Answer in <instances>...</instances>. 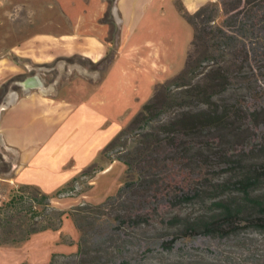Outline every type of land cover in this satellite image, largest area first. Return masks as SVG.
<instances>
[{
    "label": "trees",
    "instance_id": "1",
    "mask_svg": "<svg viewBox=\"0 0 264 264\" xmlns=\"http://www.w3.org/2000/svg\"><path fill=\"white\" fill-rule=\"evenodd\" d=\"M220 3L222 26L212 24L215 6L183 15L194 30L193 48L204 49L202 70L197 71L200 59L189 56L185 69L171 82L178 92L171 95L169 86L158 85L129 126L107 146H115L141 127L131 148L117 158L127 169L124 185L102 204L79 209L81 219L98 230L94 241L80 238L74 264H264V243L241 257L209 248L204 251L213 257L209 261L196 256L193 247L178 246L181 240L204 237L237 240L233 246L250 248L257 242L253 233L264 235V161L255 158L259 150L254 148L250 154L245 150L236 153L229 140L235 123L255 117L250 102L264 95L259 87L264 83V0ZM103 20L111 24L110 40L114 42L110 11ZM111 57L107 53L94 65L101 66ZM21 79L16 76L1 85L0 105L10 83ZM173 99L186 100L190 108L154 125L160 112L175 106ZM217 164L225 167V178L215 170ZM10 170L0 152V173ZM87 173L88 169L81 175ZM25 207L30 220L50 211L58 225L51 220L47 224L26 222L24 229L7 230L18 217L9 216V211ZM64 216L81 227L78 215L55 210L46 193L20 184L0 203V245L18 244L34 233L56 230ZM108 223L110 227L102 233L100 228Z\"/></svg>",
    "mask_w": 264,
    "mask_h": 264
},
{
    "label": "crops",
    "instance_id": "2",
    "mask_svg": "<svg viewBox=\"0 0 264 264\" xmlns=\"http://www.w3.org/2000/svg\"><path fill=\"white\" fill-rule=\"evenodd\" d=\"M184 1L191 5L195 0ZM165 7V0H113L111 5L109 0H51L33 17L32 32L26 34L23 28L17 32L18 41L0 55V87L22 76L17 83L21 94L9 89L0 106V147L15 154L6 174L11 181L48 194L93 163L115 131L108 122L120 120L131 109L129 104L148 96L149 87L141 86L139 78L149 74V65L157 69L165 53ZM108 11L115 26L114 42L110 40L112 26L103 20ZM150 39L155 47L143 55L142 42ZM107 53L112 57L104 77L82 67L87 80H99L97 93L79 103L67 95L59 97L56 81L49 86L43 82L23 86L28 81L25 73L35 66L71 73L79 66L67 68L69 59L80 57L97 64ZM125 87L126 97L121 93ZM123 103L128 105L126 111L117 113ZM41 232H53L56 238V230ZM6 247L0 245V252ZM52 249L41 264L49 263L56 251ZM17 264L34 263L24 259Z\"/></svg>",
    "mask_w": 264,
    "mask_h": 264
},
{
    "label": "rangeland",
    "instance_id": "3",
    "mask_svg": "<svg viewBox=\"0 0 264 264\" xmlns=\"http://www.w3.org/2000/svg\"><path fill=\"white\" fill-rule=\"evenodd\" d=\"M50 1L51 0H0V55L7 51V45H13L18 41L17 32L22 28L25 30L26 34L35 29L33 27V17H36V12H40L44 7L50 5ZM193 4H196L197 7H190ZM165 5V16L163 18L165 30L164 45H166L165 53L158 60L157 69L153 70L149 65V74H145L142 79L139 78L141 86L149 87L147 98H140L141 100L136 101V104H129L131 109L127 111V104L123 103L118 106L116 109L117 113L126 112L121 115L120 120L108 122L107 126L114 125L115 131H113V134L109 137L93 163L85 169H88L87 175L82 176V173L78 174L76 176L77 181H70L67 184H63L47 194L50 197L51 206L55 210L78 215L76 216L78 219L77 223L81 227L78 228L70 216H64L61 226L56 229V238L53 232H40L37 233L31 241L28 240L31 239L33 234L29 236L28 240L18 244L2 243L1 245H6L10 248L8 247V249L6 247L3 252H0V264H17L24 259L34 264H41L46 260L48 252L55 245H57V247H54L52 250L55 249L56 251L52 253L53 256L51 254V259L48 264H74L78 261L77 248L80 238L84 236L86 239L88 238L90 242L96 239L95 232L98 230L97 226L90 227L87 225L86 222L81 219L79 209L102 204L108 197L115 196L117 191L124 185L127 180V169L117 158L121 156L120 152H124L131 148L132 140L135 138V134L141 130V127L129 133L121 139L120 142L116 143L115 146L109 149H107V146L123 129L129 126L142 106L154 96L158 85L169 86L171 95L178 92L176 91L177 89L171 85V82L185 69L189 56L192 57L193 60L199 58V61L202 62L199 63L197 71L202 70L201 67L205 66L202 60L204 59V49L198 48L195 50L193 48L192 41L194 30L183 15L191 16L203 6L210 5L217 8L212 24L214 26H222L223 23V12L220 0H195L191 5L185 3L184 0H165ZM59 24L61 25V21H59ZM142 43L144 46L140 51L143 55L147 52H151L155 47L151 39ZM149 59L151 60L150 57ZM67 63V68L70 67L69 65H78L79 67L74 69L71 73L67 71L62 73L59 69L35 66L33 70L27 71L24 76H26L27 80L35 79L39 83L43 82L46 86L56 81L57 87H59V97L67 95L69 100L74 103H79L81 100L87 97L89 98L97 93V80H99H87V78L84 77V72H82V67L92 71H99L97 76L102 78L110 67L111 59L101 66L90 64L80 57H73L69 59ZM148 75L149 79L147 78ZM195 79H192V82H194ZM17 83L18 81H12L9 85V89H13L14 92L21 94V90L18 88ZM259 87L262 92H264V83L260 82ZM121 93L123 94L122 96L126 97L128 95L127 87H125ZM124 99L125 98H122V100ZM173 102H175V106L166 109L164 112H160L159 117L155 118L153 122L154 125L169 120L181 110L184 111L190 108L186 100L173 99ZM250 103L252 108L256 110L255 117L251 120L242 119L240 122L238 121L235 123L236 128L232 129L229 135V140L231 141L230 147L233 151H236V153L239 152L241 154H243L244 150L246 154H250V149L253 148L256 151L259 150V152H254V154H257L255 158L264 161V151H261L264 149V95L260 101ZM243 105L245 106V103ZM0 152L11 166L15 154L10 151H5L2 147H0ZM68 165L72 166V162L68 163ZM215 170L221 172V178H225V167L222 164H217ZM9 178L10 177L6 174L0 173V203L8 199L12 188L19 185ZM65 187H67L65 191L58 192ZM26 209L27 207L9 211V216L15 215L18 217L12 219L13 225L8 226V229L6 228L7 230L18 231L20 227L24 229L27 227L26 222L31 224L43 222V224H47L53 217L50 211H48L46 215H36L30 220L31 217L29 215L26 216ZM86 212L87 211L82 214H87L88 212ZM51 222L54 223V226L58 225V219H52ZM109 224L110 223L107 225L105 224V226L103 225L100 228L102 233L107 232L108 227H110ZM252 235L257 239V242L250 248L249 246L245 248L233 246L238 245L237 240L227 242L204 237H196L189 241L181 240L178 246L185 247L186 244L188 247H193V253L197 254L196 256H206L205 260L207 261L213 259L212 256L204 254V251L209 248L214 250V252L216 250L229 253L233 252L236 257H241V254L247 253L248 249L255 248L264 243V235H259L257 233H253ZM187 246L186 248H188ZM245 264L250 263L245 262Z\"/></svg>",
    "mask_w": 264,
    "mask_h": 264
},
{
    "label": "bare ground",
    "instance_id": "4",
    "mask_svg": "<svg viewBox=\"0 0 264 264\" xmlns=\"http://www.w3.org/2000/svg\"><path fill=\"white\" fill-rule=\"evenodd\" d=\"M34 81L36 82L35 79L28 80V81H26V82L23 84V86H25V87H28V86H31V85H37V86H40L39 82L34 83Z\"/></svg>",
    "mask_w": 264,
    "mask_h": 264
}]
</instances>
